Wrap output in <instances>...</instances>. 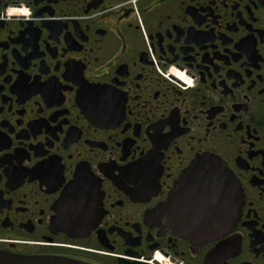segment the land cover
<instances>
[{
    "label": "flooded vegetation",
    "instance_id": "1",
    "mask_svg": "<svg viewBox=\"0 0 264 264\" xmlns=\"http://www.w3.org/2000/svg\"><path fill=\"white\" fill-rule=\"evenodd\" d=\"M209 156L240 201L199 242L165 206ZM79 171L100 216L71 236L53 220ZM0 250L264 264V0H0Z\"/></svg>",
    "mask_w": 264,
    "mask_h": 264
},
{
    "label": "water",
    "instance_id": "2",
    "mask_svg": "<svg viewBox=\"0 0 264 264\" xmlns=\"http://www.w3.org/2000/svg\"><path fill=\"white\" fill-rule=\"evenodd\" d=\"M79 172L55 204L54 226L71 236H81L96 225L99 203ZM238 183L225 162L216 156L201 157L175 182L165 206L170 223L179 233L206 242L227 232L235 223L239 206ZM0 264H83L44 255L0 250Z\"/></svg>",
    "mask_w": 264,
    "mask_h": 264
},
{
    "label": "clouds",
    "instance_id": "3",
    "mask_svg": "<svg viewBox=\"0 0 264 264\" xmlns=\"http://www.w3.org/2000/svg\"><path fill=\"white\" fill-rule=\"evenodd\" d=\"M9 11H13V12H15V11H23L25 14H27V12H28V10L26 8H23V7H21L20 9L11 8V9H9Z\"/></svg>",
    "mask_w": 264,
    "mask_h": 264
}]
</instances>
